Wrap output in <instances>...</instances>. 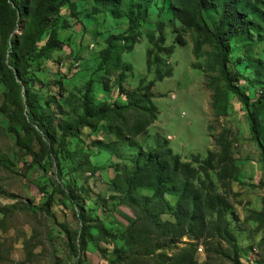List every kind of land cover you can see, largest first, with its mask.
Listing matches in <instances>:
<instances>
[{
  "label": "rangeland",
  "instance_id": "obj_1",
  "mask_svg": "<svg viewBox=\"0 0 264 264\" xmlns=\"http://www.w3.org/2000/svg\"><path fill=\"white\" fill-rule=\"evenodd\" d=\"M34 1L25 0V15L15 10L10 16L6 40L0 34V161L7 165L0 166V264H233L234 257L264 264V165L244 108L216 69L212 46L203 44L195 54L197 33L181 28L171 0H154L132 50L99 69L106 38L122 34L126 20L92 15L91 1L72 0L74 12L65 7L41 25L25 59L24 82L13 87L9 40L16 51L31 31ZM210 14L204 19L212 26L216 14ZM157 20L165 23L164 45L173 49L147 72V37L156 35ZM175 29L183 45L173 42ZM50 32L52 43H62L59 56L39 52ZM257 35L251 31L250 42L227 40L229 71H238V85L251 100L264 90V26ZM158 66L171 75L145 89ZM119 71L121 87L134 95L128 112L119 108L125 103L117 93ZM89 80L92 91L83 97ZM29 107L56 137L78 125L62 146V177L83 206L82 251L81 224L69 209L59 204L51 216L40 209L55 168L36 128L27 143L22 127ZM257 121L264 146V100ZM135 123L144 128L134 131ZM149 154L158 155L156 171L145 166ZM174 157L186 166L174 170Z\"/></svg>",
  "mask_w": 264,
  "mask_h": 264
},
{
  "label": "trees",
  "instance_id": "obj_2",
  "mask_svg": "<svg viewBox=\"0 0 264 264\" xmlns=\"http://www.w3.org/2000/svg\"><path fill=\"white\" fill-rule=\"evenodd\" d=\"M91 1L90 14L95 15L98 13H109L112 18H123L126 20V28L122 34L110 35L106 38L105 48L100 53V60L98 68L100 69L104 63L114 61V66L119 61V55L124 52H130L134 43L139 37V28L146 20L149 9L154 0H88ZM171 10L181 24L184 30H193L198 35V39L194 42L195 54L199 52L203 44H209L214 50V63L216 69L224 82L226 90L235 96L241 106L244 108L248 132L250 138L255 142L259 148L262 163L264 165V146L261 142L260 133L258 131L257 112L258 105L264 100V90L261 95L251 100L248 95L239 87L240 74L238 71H229L228 62L230 55V45L227 40L232 39L240 43L251 41V31L258 33L264 26V9L259 6V0H171ZM69 7L74 12V4L72 0H35L33 10L31 13L32 28L31 31L22 37V44L19 49L14 50L16 44L9 40L11 53L9 55V65L11 69L8 71L9 83L13 87H18L15 81L24 82V74L26 73L27 64L25 59L29 57L32 45L36 42V37L41 33V25L51 20V17L57 13H61L62 9ZM15 10L21 16L25 15V0H0V34L5 38L9 37L12 30V19L10 16L15 15ZM204 13L216 14V20L210 26L204 19ZM70 17L75 19L77 23L78 17L72 13ZM69 16L65 17L69 22ZM69 20V21H68ZM75 22L73 25L70 23L71 30H74ZM55 25V24H54ZM165 23L161 20L155 22L156 35L150 34L147 40L150 47L147 48L145 53V66L147 72H151L152 66L160 60L161 55H170L173 46L166 47L164 45ZM53 31V30H52ZM176 35L174 43L183 45L184 41L175 29ZM54 32H52L53 34ZM52 34L45 41L44 45L39 49L40 54L58 52V56L62 53V43L57 40L51 42ZM69 39V36H67ZM58 56L56 58L58 59ZM1 70V67H0ZM123 71H119L116 75L117 93L124 98V102L119 108L122 111L128 112L130 108L134 107L132 93L126 92L120 85L123 78ZM171 75V70H163L161 67H156L154 70V78L148 81L145 89H150L156 81H160ZM107 79L104 77L100 81L101 89L103 92H108ZM2 86H5L1 83ZM93 88V81H87L86 88L82 91V96L87 97ZM4 90V89H3ZM2 103L4 104L7 99L2 96ZM28 104V102H27ZM26 125L22 127L23 133L27 139V143L31 142V131L35 128L39 131L40 136L43 138V146L46 147L49 153V158L53 162L55 172L49 178V186L51 190L41 191L45 195L44 202L40 209L48 216H51L53 207L59 204L61 208L69 209L71 216L77 220L81 227L77 229L79 238V250L82 251L86 247V231L83 225L87 222L84 214L81 212L82 205L75 201L74 191L71 190L70 185L66 183L65 177L63 178V156L62 146L67 138L71 137L77 132L78 125L73 127H65L61 130L58 137H56L49 129L47 123L35 114L31 108H28L26 114ZM150 123V121H147ZM145 124L139 126L133 124L134 131L144 128ZM56 147L53 152L52 148ZM25 147H21L24 150ZM158 155L149 154L145 161V166L152 171L157 170ZM34 166H38V162H30ZM173 169L175 170L179 163L178 158L172 159ZM0 166L6 167L4 162L0 161ZM186 166V165H180ZM69 175V174H68ZM67 175V176H68ZM71 176V175H70ZM72 182L76 185L78 181L72 175ZM184 197L186 191L183 192ZM62 197L63 199H60ZM60 202V203H59ZM60 205L58 207H60ZM63 206V207H62ZM131 224L127 227L130 228ZM65 231V229H64ZM69 245V249H70ZM75 251V246L71 247ZM78 262L81 263L80 256ZM233 264H240L234 257Z\"/></svg>",
  "mask_w": 264,
  "mask_h": 264
}]
</instances>
